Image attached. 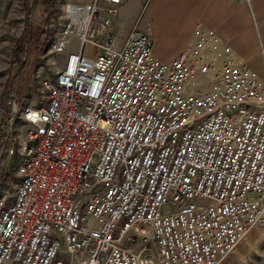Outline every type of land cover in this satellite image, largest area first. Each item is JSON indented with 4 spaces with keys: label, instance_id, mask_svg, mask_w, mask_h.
<instances>
[{
    "label": "built area",
    "instance_id": "built-area-1",
    "mask_svg": "<svg viewBox=\"0 0 264 264\" xmlns=\"http://www.w3.org/2000/svg\"><path fill=\"white\" fill-rule=\"evenodd\" d=\"M124 1L62 4L38 104L0 106V264H219L264 221V82L199 22L169 61L140 16L118 41Z\"/></svg>",
    "mask_w": 264,
    "mask_h": 264
},
{
    "label": "crops",
    "instance_id": "crops-1",
    "mask_svg": "<svg viewBox=\"0 0 264 264\" xmlns=\"http://www.w3.org/2000/svg\"><path fill=\"white\" fill-rule=\"evenodd\" d=\"M88 1L55 0V6L60 14L64 3ZM37 4L41 13L52 11L40 1ZM59 14L53 13L52 17L56 19ZM123 15L130 17L131 25L141 17L140 26H148L153 36L152 53L161 61L171 60L188 45L193 27L199 22L219 34L231 47L235 61L247 64L264 82V0H125L118 17ZM19 97L20 106H36L31 99ZM25 129L22 121L12 123L9 107L0 111V187L11 179L14 162L6 149L16 146ZM5 152L9 162L3 159Z\"/></svg>",
    "mask_w": 264,
    "mask_h": 264
},
{
    "label": "rangeland",
    "instance_id": "rangeland-1",
    "mask_svg": "<svg viewBox=\"0 0 264 264\" xmlns=\"http://www.w3.org/2000/svg\"><path fill=\"white\" fill-rule=\"evenodd\" d=\"M33 2L0 0V106L11 94L17 102L20 96L38 104L39 80L52 74L49 60L54 57L57 66L62 63L61 56H52L51 36L47 30L48 22L54 20L52 14H59L58 7L43 14L40 6ZM130 25L129 16L118 17L114 25L118 41L124 38ZM68 49L77 50L75 39L70 41ZM3 159L9 162L6 152ZM219 264H264V221L250 228Z\"/></svg>",
    "mask_w": 264,
    "mask_h": 264
},
{
    "label": "trees",
    "instance_id": "trees-1",
    "mask_svg": "<svg viewBox=\"0 0 264 264\" xmlns=\"http://www.w3.org/2000/svg\"><path fill=\"white\" fill-rule=\"evenodd\" d=\"M40 1V3L43 5V6H45L46 8H48V9H53L54 8V6H55V4H56V2H55V0H34V4H37L38 2ZM46 22V21H45ZM45 22H43L44 24H45ZM44 28H45V26H44Z\"/></svg>",
    "mask_w": 264,
    "mask_h": 264
},
{
    "label": "water",
    "instance_id": "water-1",
    "mask_svg": "<svg viewBox=\"0 0 264 264\" xmlns=\"http://www.w3.org/2000/svg\"><path fill=\"white\" fill-rule=\"evenodd\" d=\"M16 68H17V65L14 66V71H15Z\"/></svg>",
    "mask_w": 264,
    "mask_h": 264
}]
</instances>
